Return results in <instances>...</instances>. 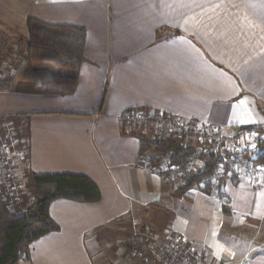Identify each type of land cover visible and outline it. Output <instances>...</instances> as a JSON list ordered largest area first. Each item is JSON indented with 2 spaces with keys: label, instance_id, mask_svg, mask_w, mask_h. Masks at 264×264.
I'll list each match as a JSON object with an SVG mask.
<instances>
[{
  "label": "crops",
  "instance_id": "0c3cea01",
  "mask_svg": "<svg viewBox=\"0 0 264 264\" xmlns=\"http://www.w3.org/2000/svg\"><path fill=\"white\" fill-rule=\"evenodd\" d=\"M29 18L85 28L86 62L71 96L0 90V120L25 125L31 173L86 176L101 200L52 203L59 231L16 264H124L130 227L176 233L220 264H264V186L226 183V202L181 190L138 167L139 134L120 122L146 109L225 135L264 127V0H0L3 77Z\"/></svg>",
  "mask_w": 264,
  "mask_h": 264
},
{
  "label": "built area",
  "instance_id": "2783aa9c",
  "mask_svg": "<svg viewBox=\"0 0 264 264\" xmlns=\"http://www.w3.org/2000/svg\"><path fill=\"white\" fill-rule=\"evenodd\" d=\"M8 71V67H4ZM15 70L9 75L14 76ZM120 122L152 141H177L195 147L203 155L185 165L174 163L170 156L144 151L138 167L160 175L170 185L185 184L188 178L205 169L210 160L214 174L209 194L226 202V183L246 182L253 188L264 186V127H242L230 135L215 125L189 120L164 112L130 109ZM10 118L0 120V193L11 212L34 200L29 187L31 174L28 140L20 139ZM124 264H220L198 250L187 238L171 231L155 232L147 228L135 232L123 244Z\"/></svg>",
  "mask_w": 264,
  "mask_h": 264
},
{
  "label": "trees",
  "instance_id": "16d2710c",
  "mask_svg": "<svg viewBox=\"0 0 264 264\" xmlns=\"http://www.w3.org/2000/svg\"><path fill=\"white\" fill-rule=\"evenodd\" d=\"M27 27L28 41H18L19 45H24V52L13 68L16 74L3 77V66L0 69V90L48 97L73 95L77 90L80 69L86 62L85 28L48 25L35 18L28 19ZM65 71L69 74H65ZM10 120L18 131V137L28 140L23 122ZM139 139L143 152L154 153L157 150V153L170 156L177 164L185 165L203 155L197 148L174 140L158 142L141 135ZM214 166L213 160L207 162L205 169L188 178L181 190L202 186L210 195ZM29 180L34 200L29 205L27 202L23 204L21 209L24 212L19 209L11 212L0 193V264H16L23 255L28 256L32 243L59 231V226L49 213L52 203L69 200L93 204L101 200L99 187L86 176L31 173Z\"/></svg>",
  "mask_w": 264,
  "mask_h": 264
},
{
  "label": "rangeland",
  "instance_id": "374dc122",
  "mask_svg": "<svg viewBox=\"0 0 264 264\" xmlns=\"http://www.w3.org/2000/svg\"><path fill=\"white\" fill-rule=\"evenodd\" d=\"M19 50L17 51V53L19 54ZM18 56V55H17ZM6 58V57H5ZM2 60V59H1ZM0 60V64L2 63V61ZM65 74H69V72H67V71H65L64 72ZM141 229L139 228V227H130V229L129 230H127L126 232H124L123 234L126 236V239H129L131 236H132V234L133 233H135V232H139ZM111 236V238H112V243L113 244H116V242L117 241H119V235L120 234H118V233H115V232H113V233H109ZM122 234V233H121ZM122 234V235H123ZM123 237V236H122Z\"/></svg>",
  "mask_w": 264,
  "mask_h": 264
}]
</instances>
